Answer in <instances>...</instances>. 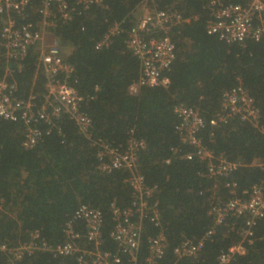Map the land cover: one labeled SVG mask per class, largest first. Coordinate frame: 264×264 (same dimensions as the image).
Segmentation results:
<instances>
[{"label": "trees", "instance_id": "16d2710c", "mask_svg": "<svg viewBox=\"0 0 264 264\" xmlns=\"http://www.w3.org/2000/svg\"><path fill=\"white\" fill-rule=\"evenodd\" d=\"M95 1L84 10L77 0H67L75 12L71 20L59 21L53 29L65 61L74 70L67 82L83 97L82 110L91 119L90 138L79 133L67 116H60L52 120V126L40 123L41 141L33 149H25L23 124L0 118V248L18 247L34 231L51 246L63 244L66 224L79 206L87 205L103 215L101 250L116 253L117 244L110 237L114 226L111 206L129 208L133 190L126 182L127 171L99 169V148L92 141L125 148L132 136L143 142L136 170L145 186L154 189L150 204L157 205L168 242L159 264H219L221 254L241 243L238 229L245 218L213 227L210 205L231 198L226 184H235L240 195L264 176L254 165L256 161L264 163V134L238 116L217 122L221 97L241 87L258 108L264 126V42L227 44L208 35L209 11L204 0H150L157 10L176 11L187 21L169 34L175 44V59L162 74L168 85L142 87L132 96L128 88L139 79L140 64L125 41L143 0ZM40 4L41 0H29L26 12L30 19L37 18ZM114 25L119 33L108 47L97 50L96 44ZM36 58L33 48L18 62L7 63L0 57V80L9 70L18 98L34 97L40 106L45 88ZM178 105L199 112L204 121L198 135L203 146L239 165L228 177L209 178L204 163L194 156L186 158L192 149L180 143L175 131L174 108ZM72 224L81 235L80 245L87 246L84 225L78 221ZM233 224L235 230H231ZM211 228L214 233L196 257H175L173 249L181 241L202 239ZM158 230L148 218L142 220L138 264H144L148 239ZM242 245L245 252L236 257V264H264V216ZM120 257L122 264H129L126 255ZM22 263L77 264L75 258L41 252L25 256ZM0 264H8V255L1 249Z\"/></svg>", "mask_w": 264, "mask_h": 264}, {"label": "built area", "instance_id": "2783aa9c", "mask_svg": "<svg viewBox=\"0 0 264 264\" xmlns=\"http://www.w3.org/2000/svg\"><path fill=\"white\" fill-rule=\"evenodd\" d=\"M149 1L143 0L136 8L134 16L137 20L125 41L127 49L140 64L139 79L128 88L132 96H137L142 87L168 85V79L163 78L162 74L175 59V44L169 34L174 27L187 21L176 11L157 10ZM204 2L209 11L206 23L208 35L217 36L227 44H242L248 40L264 42V0ZM76 3L86 10L93 0H77ZM28 6L29 0H0V57L7 63L18 62L33 48L37 54L36 68L44 77L45 94L40 106L34 97L19 99L17 85L9 79L11 72L7 70V75L0 80V118L23 124L25 149H33L41 141L43 134L38 126L40 123L52 126V120L60 116H67L74 122L78 132L89 139L91 119L82 110L83 97L67 82L74 70L65 61L61 44L53 34L59 21L71 20L75 7L71 8L67 0H41L37 18L32 20L26 12ZM118 33V25L112 26L95 48L108 47L111 38ZM221 100L217 122H226L238 116L243 121L253 123L264 134L259 110L245 90L237 87L226 91ZM174 114L178 120L175 131L180 143L192 149L186 158L194 156L204 163L209 178L228 177L239 166L228 161L223 154L216 155L203 146L198 135L204 128V121L196 109L178 105L174 108ZM46 134H49V130ZM92 145L99 148V169L102 172L127 171L129 177L126 182L133 190V202L129 208L121 210L111 206L114 226L110 237L117 244V252L101 250L102 213L81 205L74 212L72 221L65 226L63 244L51 246L38 231H34L30 233L29 240L18 247L1 246L0 249L8 255V264H23L24 257L34 252L49 253L55 258H75L77 264H122L120 254H123L128 257L129 264H138L144 218H148L159 229L148 239V254L144 264H159L165 256L168 242L157 205L150 204L154 189L145 186L143 177L136 170L137 153L143 148V142L130 136L125 148L98 141H92ZM172 151L174 154L177 152L176 149ZM254 165L264 172V163L256 161ZM226 188L231 198L211 204L208 212L213 217V227L227 224L229 219L245 218L243 226L238 229L241 243L228 249L218 259L219 264H236V257L245 252L242 242L250 240L256 221L264 216V176L258 184L241 191L240 195L235 184H226ZM77 221L84 225L87 246L79 243L81 235L72 224ZM235 227V224L231 225V230H235ZM213 233L214 229L211 228L202 239H184L173 249V254L178 259L196 257Z\"/></svg>", "mask_w": 264, "mask_h": 264}]
</instances>
